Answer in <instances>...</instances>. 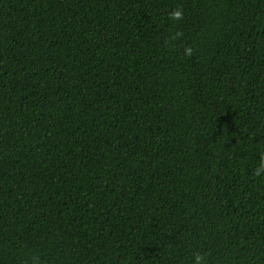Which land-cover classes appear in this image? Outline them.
Returning a JSON list of instances; mask_svg holds the SVG:
<instances>
[{
	"label": "trees",
	"instance_id": "1",
	"mask_svg": "<svg viewBox=\"0 0 264 264\" xmlns=\"http://www.w3.org/2000/svg\"><path fill=\"white\" fill-rule=\"evenodd\" d=\"M0 264H264V0H0Z\"/></svg>",
	"mask_w": 264,
	"mask_h": 264
},
{
	"label": "clouds",
	"instance_id": "2",
	"mask_svg": "<svg viewBox=\"0 0 264 264\" xmlns=\"http://www.w3.org/2000/svg\"><path fill=\"white\" fill-rule=\"evenodd\" d=\"M199 259H200V257H199V256H197V257H196V260H197V262L199 261Z\"/></svg>",
	"mask_w": 264,
	"mask_h": 264
}]
</instances>
